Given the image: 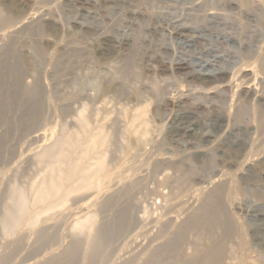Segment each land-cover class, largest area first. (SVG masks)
<instances>
[{"label":"rangeland","instance_id":"374dc122","mask_svg":"<svg viewBox=\"0 0 264 264\" xmlns=\"http://www.w3.org/2000/svg\"><path fill=\"white\" fill-rule=\"evenodd\" d=\"M15 190L0 264H264V0H0V213Z\"/></svg>","mask_w":264,"mask_h":264},{"label":"bare ground","instance_id":"6f19581e","mask_svg":"<svg viewBox=\"0 0 264 264\" xmlns=\"http://www.w3.org/2000/svg\"><path fill=\"white\" fill-rule=\"evenodd\" d=\"M174 34H178L179 37L183 36L182 41L186 42V43H190L191 45H195L194 43H196V44L197 43L198 44L201 43L200 41L195 40L196 38L194 39L195 36L189 35L187 33L185 34L181 30L177 31ZM215 58L218 61L221 60L222 59L221 58V54L215 55ZM183 66L184 65H182V68H183ZM193 131H194L193 124H190L189 121H188L187 124L183 127V132L185 134V133H191ZM75 137L74 138L73 137L72 138H64V139H62V141H59L56 145H53L54 147L46 149V155H47L48 159L52 162L51 165H54V166L57 165V166H55L52 169V173H51L52 175L49 176V177H46L44 179V182L41 184L39 192H37V194L35 195L37 202H40V203L44 202V200L47 199L53 191L57 192L60 189V186L62 185L61 182H62V178L63 177L58 172L59 165L62 164L63 162H65L68 159V156L70 154V150H67L65 148V146L66 147H70V149L73 148V150L78 146V143L76 142L77 139H75ZM101 142H99V140L98 141L89 142L86 145L84 152L87 153L89 151H92L94 149V147L97 144L101 143ZM99 169H100V166L97 168V170L94 172V174H96ZM75 176L77 178H79V179H82V181H86L87 182V180H88V177H87L86 172L84 171V169H82L81 166L76 167L75 164H74V165H71L66 170V172L64 174V177L65 178H72V177H75ZM86 182H85V184H88V182L87 183ZM43 186H44V188H43ZM14 200H15V203H14L13 206H11L9 208H5L0 213V224H1L0 226L8 227V226L15 225V224L18 223L20 217L22 215H24L26 212H28V208H27L26 203H25V196H24V193L22 191L15 190ZM259 206H260V204L253 205L252 209L250 210V215H251L252 218L258 219L259 221H261V223L263 224V226H262L263 227L262 231H263L264 230V213L261 211L262 209H259ZM31 220L32 221L34 220V216L31 217ZM262 233H264V232H262ZM261 237H264V236L261 235ZM98 239L99 240L97 242H95L96 246L101 244L102 237H100ZM255 239H257V238H255ZM258 240L260 241V244L262 245V247H264V238L258 239ZM177 243L178 242H175L174 240H170L165 245L163 244L162 248H160V250L158 249L159 252L156 253L152 257V260L148 264H159V259H158L159 255H162L164 252H166V253H171V252L174 253L176 248H177ZM75 251H76V245L68 251V255H71V256L74 257L75 254H76ZM60 258L61 257H55L54 260H56V259L58 260ZM219 261H220L219 255L216 252H214V253L210 252L204 258L201 256L199 261H195V263H189V264H219Z\"/></svg>","mask_w":264,"mask_h":264}]
</instances>
